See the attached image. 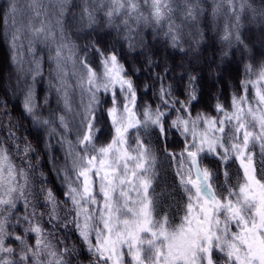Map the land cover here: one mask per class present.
Instances as JSON below:
<instances>
[{
	"label": "snow or ice",
	"instance_id": "obj_1",
	"mask_svg": "<svg viewBox=\"0 0 264 264\" xmlns=\"http://www.w3.org/2000/svg\"><path fill=\"white\" fill-rule=\"evenodd\" d=\"M245 18L264 35V0H28L27 13L5 0L0 264H264V51L256 63ZM209 19L222 62L247 56L214 115L194 112L204 92L191 67ZM161 39L171 52L156 59ZM190 52L189 67L168 63ZM161 157L174 189L157 193Z\"/></svg>",
	"mask_w": 264,
	"mask_h": 264
},
{
	"label": "trees",
	"instance_id": "obj_2",
	"mask_svg": "<svg viewBox=\"0 0 264 264\" xmlns=\"http://www.w3.org/2000/svg\"><path fill=\"white\" fill-rule=\"evenodd\" d=\"M254 3L257 5L260 3V0H253ZM208 3H211V0H208ZM27 4L28 0H20V7L21 9L27 13ZM5 6V0H0V11H2L3 7ZM78 11V10H76ZM207 11L210 12V8H207ZM50 14L52 15L53 22L55 19V9H50ZM28 13L25 15V21L28 19ZM39 22L37 21V24ZM223 21H220V26L222 28ZM205 31L206 35L209 37V39L206 40V42L201 46L200 51L198 53V57L196 60L193 61L192 68L202 77V85H203V100L200 104L196 106L194 109V112L196 111H205L209 114H215L212 112L211 106L216 102L213 97H216L219 99V102L224 104L226 107L230 104V97L231 94L236 91V84L237 82L242 79L243 77V70H244V63L247 62V56L245 57L244 61H241V53L239 51H236L233 56H230L228 59L224 60L223 62L220 60L221 55V48L223 45H221L218 42V33H214L211 29V20L205 22ZM66 28L68 29L69 33L75 30V28L71 25H68L66 23ZM3 24L0 22V43L3 44V48L0 49V99L6 98V93L8 92L10 81H9V75H10V68L7 63V57L6 54L8 52V46L7 41L3 39L2 33H3ZM244 34L246 39H249L252 41V44L250 47H252L253 53L256 55V63H259V60L261 58L260 54L262 51H264V35L260 32V27L252 24L247 18L244 19ZM100 35L102 36L105 43L112 41V36H108L104 34V30L101 29ZM115 34L113 33V36ZM214 35L217 36V40L214 41L211 39ZM72 39L75 40V37H72ZM78 44H82L83 41H76ZM156 49H158L156 59H160L166 52H171L170 49L165 48L163 44V40L161 39V42L159 44H156ZM196 53L190 52L188 57H185L183 60L178 55L175 57L174 60L169 59L168 63L170 65L173 64H180L184 63L185 67H189L188 61L192 59L193 56H196ZM143 58H141L142 60ZM132 61L129 59V64H131ZM136 66H140V62L137 61ZM47 64H45V74L47 75ZM154 71H158V69H155ZM175 75L179 76L181 74V69H176ZM219 77V79H217ZM14 76L12 78V82L14 83ZM148 82L147 76L144 71H142L138 76V83L141 86V92L143 91V85ZM149 96H151V93L148 94V96H142L141 100L147 101L149 99ZM16 104L15 110L12 111V116L14 119L19 120L20 119V109L19 105L16 103L15 99H12V102L9 105V108H12V105ZM45 116L48 115L47 112L44 113ZM7 123V121H5ZM23 128L21 129V132H24L25 129L29 128V125L27 121H22ZM18 135L20 133H17ZM29 139L32 141V143L35 145L36 139H35V133L32 132L29 129L28 132ZM35 163V161H33ZM62 162V161H61ZM44 168L45 174L48 176L49 180V187H53L57 193L59 194L62 191V188L60 186L59 180L56 178L55 174L50 171L51 165L47 163V159L45 158L44 163L42 165ZM159 172H160V180L156 186L157 193H160L161 191H172L174 189V183H173V173L172 169L169 166V162L165 160L163 157L160 159L159 163ZM235 183V181H234ZM181 200V193L179 189H175V195L174 197L169 200H164V208L173 211L175 209V205ZM171 205V208L169 207ZM43 209H41L42 211ZM87 263V261H84V264Z\"/></svg>",
	"mask_w": 264,
	"mask_h": 264
},
{
	"label": "rangeland",
	"instance_id": "obj_3",
	"mask_svg": "<svg viewBox=\"0 0 264 264\" xmlns=\"http://www.w3.org/2000/svg\"><path fill=\"white\" fill-rule=\"evenodd\" d=\"M85 264H87V263H85Z\"/></svg>",
	"mask_w": 264,
	"mask_h": 264
}]
</instances>
